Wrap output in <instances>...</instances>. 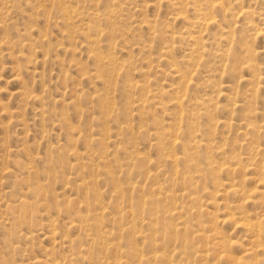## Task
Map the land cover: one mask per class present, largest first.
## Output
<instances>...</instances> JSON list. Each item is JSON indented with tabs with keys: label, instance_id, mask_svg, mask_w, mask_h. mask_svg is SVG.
Instances as JSON below:
<instances>
[{
	"label": "rangeland",
	"instance_id": "obj_1",
	"mask_svg": "<svg viewBox=\"0 0 264 264\" xmlns=\"http://www.w3.org/2000/svg\"><path fill=\"white\" fill-rule=\"evenodd\" d=\"M202 3L0 0V264H137L128 252L170 254L155 264H264V2L243 3L248 16ZM202 17L215 19L205 27ZM177 134L186 148L202 140L188 152L196 171L175 161L184 152L171 145ZM157 184L161 195L149 196ZM246 190H258L242 216L259 221L258 241L237 223ZM169 196L165 207L183 214L171 227L187 229L191 250L163 234L156 210L129 215L143 197L153 208ZM23 209L29 220L12 222ZM159 220L163 242L151 254L141 237Z\"/></svg>",
	"mask_w": 264,
	"mask_h": 264
},
{
	"label": "bare ground",
	"instance_id": "obj_2",
	"mask_svg": "<svg viewBox=\"0 0 264 264\" xmlns=\"http://www.w3.org/2000/svg\"><path fill=\"white\" fill-rule=\"evenodd\" d=\"M184 1V0H183ZM189 2H190V0H188ZM256 0H202V9L201 10H205V11H207L208 13H209V11L210 12H212L213 10H214V7H216V6H219L221 9H223V10H225V9H227V8H234V6H236V7H238V9H240V12L241 13H243L244 15H246V16H248L249 14H250V12H248V11H245V10H247L249 7H247V9H245L244 10V12H242V9H243V3H248V4H250V3H253V2H255ZM259 1H261L262 3L264 2V0H259ZM50 2H51V0H50ZM57 2H58V0H57ZM60 2V1H59ZM173 2H174V0H173ZM187 2V1H186ZM172 3V2H171ZM183 3L184 2H182V7L184 6L183 5ZM192 3V2H191ZM190 3V4H191ZM193 3H194V1H193ZM187 4H188V2H187ZM195 4V3H194ZM194 4H193V6H194ZM175 5V4H174ZM179 5V4H178ZM186 5V4H185ZM250 6V5H249ZM196 7V6H195ZM200 7V6H199ZM198 8V7H197ZM65 9V8H64ZM179 9V8H178ZM235 10V9H234ZM65 11V10H64ZM199 11V10H198ZM229 11H230V9H229ZM228 11V12H229ZM64 13V12H63ZM202 13V12H201ZM226 13V12H225ZM240 13V14H241ZM67 14V13H66ZM236 14V13H235ZM263 14V13H262ZM179 15V14H178ZM180 15H181V13H180ZM204 15H205V13H204ZM231 15V14H230ZM229 15V16H230ZM202 16V15H201ZM200 16V17H201ZM206 16H207V14H206ZM257 16H258V14H257ZM214 17V16H213ZM213 17H208L207 19H203V17H202V22H200L202 25H204L205 27L206 26H208L210 23H213V21H214V19L215 18H213ZM104 18V17H103ZM229 18V17H228ZM233 18V17H232ZM106 20H107V17H106ZM197 20H198V18H197ZM200 21H201V19H200ZM262 21V20H261ZM198 23V22H197ZM222 23V22H221ZM232 24V23H231ZM199 25V24H198ZM211 25V24H210ZM241 25V24H240ZM214 26H215V24H214ZM219 26V25H218ZM249 26V25H248ZM204 27V28H205ZM213 29V28H212ZM185 31V30H184ZM257 31V30H256ZM261 31V30H260ZM259 32V30L255 33V34H257ZM264 33V32H263ZM191 34V33H190ZM202 35V34H201ZM258 35H260L259 33H258ZM263 36V35H262ZM89 37V36H88ZM87 37V38H88ZM212 37V36H211ZM255 37V36H254ZM193 38V40H194V42L195 41H197V39H199V38H197L196 37V39H195V37H192ZM215 40V39H214ZM241 40V39H240ZM201 41V40H200ZM191 42H193V41H191ZM216 42V41H215ZM205 43V42H204ZM214 43V42H213ZM212 44V43H211ZM223 44V43H222ZM245 44V43H244ZM249 45V44H248ZM244 46V45H243ZM246 46V45H245ZM223 47V46H222ZM242 48H244V47H242ZM194 51V50H193ZM245 52H244V55L247 53V54H249V55H252V52L253 51H251V49H250V46L248 47V48H246L245 50H244ZM258 51H260V50H258ZM225 52V51H224ZM228 54L227 55H229V51H226ZM198 54V53H197ZM221 54H223V53H221ZM163 55V54H162ZM218 55V54H217ZM226 55V54H225ZM226 55V56H227ZM247 56V55H246ZM255 56V55H254ZM235 58H237V57H235ZM234 58V60L236 61V59ZM239 59H240V57H238ZM251 58H252V56H251ZM251 58H246V59H244V63H245V65H247L248 63L250 64V62H251ZM204 59V58H203ZM163 60H164V58H163ZM202 60V59H201ZM208 61V60H207ZM235 61H234V63H235ZM209 63V62H208ZM244 65V64H243ZM254 65V64H253ZM203 66V65H202ZM247 67H249V66H247ZM250 67L252 68L253 66L252 65H250ZM177 72V71H176ZM259 74V73H258ZM191 75V74H190ZM193 77V76H192ZM188 81H189V79H188ZM250 81V80H249ZM248 81V82H249ZM247 82V81H246ZM192 83V82H191ZM250 83H252V82H250ZM187 85H189V83L187 84ZM186 85V86H187ZM212 85V84H211ZM248 85V84H247ZM254 86V85H253ZM192 87V86H191ZM190 87V88H191ZM194 87H195V85H194ZM180 89V88H179ZM188 89V88H187ZM252 90V89H251ZM173 91V90H172ZM190 92V91H189ZM258 92V91H257ZM249 93V92H248ZM186 94H187V92H186ZM186 94H183L182 96H184V95H186ZM181 95V94H180ZM221 95H223V94H221ZM177 97V96H176ZM181 97V96H180ZM180 97H178V98H175L174 100H173V98H172V104H171V107L172 108H174V110L175 109H178V110H180L178 113H179V120H181V113H182V108H181V105H182V103H181V98ZM202 97H204V95L202 96ZM183 99V98H182ZM190 100V99H189ZM195 100V99H194ZM208 100V99H207ZM141 102V101H140ZM185 103V102H184ZM212 103V102H211ZM188 104V102L186 103V105ZM204 104V103H203ZM202 104V105H203ZM197 105V104H196ZM206 105V104H205ZM208 106H210L209 104H208ZM205 107V106H204ZM165 108V107H164ZM209 108V107H208ZM244 108V107H243ZM204 109V108H203ZM210 109V108H209ZM212 109V108H211ZM207 110V107H205V113L206 114H204V117L206 116L207 117V120L209 121V122H211V123H213V121H214V119L216 118L215 117V114H214V112H212V111H214V109H212V110ZM217 110V109H216ZM207 111V112H206ZM244 113V112H243ZM221 114V113H220ZM223 114V113H222ZM242 114V113H241ZM193 115V114H192ZM202 116V115H201ZM240 119V118H239ZM217 120V119H216ZM153 121V120H152ZM244 121V120H243ZM215 122V121H214ZM223 123V122H222ZM190 124V123H189ZM246 124V123H245ZM189 126V125H188ZM187 126V129H188V132H190V133H194V131L196 130V126H194V125H192V122H191V127H188ZM254 127V126H253ZM252 127V128H253ZM251 128V130H254V129H252ZM209 131V130H208ZM202 132V131H201ZM207 133V132H206ZM189 134V133H188ZM208 134V133H207ZM193 134H190V136H192ZM251 136V135H250ZM169 138H170V135H169ZM174 138V137H173ZM95 140V139H94ZM181 141V139H180V135H176L175 136V138H174V140L171 142V145L173 146V147H177V146H182L183 147V145L180 143V141ZM208 140V139H207ZM96 141V140H95ZM100 141V140H99ZM169 141H171V140H169ZM201 141L202 140H197V138L195 137V138H192V140H191V143L187 146V148L186 147H183L184 148V152H183V158H178V159H175V161H182V162H186V163H188V164H190L191 166H193V168H194V170L196 171L197 170V164L195 163V162H193V161H191V156H190V154L188 153L189 151H192V150H195L196 148H198L199 147V145H200V143H201ZM205 142H206V140H204ZM203 141V142H204ZM204 142V143H205ZM211 142V141H210ZM101 143V142H100ZM207 143V142H206ZM205 145V144H204ZM254 146V145H253ZM252 148V147H251ZM256 148V147H255ZM218 149V148H217ZM249 149V148H248ZM221 150V149H220ZM251 151V150H250ZM220 154V153H219ZM233 154V153H232ZM239 156V155H238ZM229 157V156H228ZM227 157V158H228ZM260 157V156H259ZM211 157H209L208 159H210ZM236 159V158H235ZM241 159V158H240ZM207 161V160H206ZM227 161V160H226ZM248 161V160H247ZM260 161H261V159H260ZM263 161V160H262ZM139 162V161H138ZM140 162H141V159H140ZM211 163V162H210ZM236 163V162H235ZM208 164V163H207ZM208 165H210V164H208ZM224 165V164H223ZM262 165V164H261ZM254 166V165H253ZM209 167V166H208ZM231 167V166H230ZM230 167H229V169H227V170H225L226 172H229V173H233L235 170L234 169H232V167H231V169H230ZM243 167V166H242ZM261 167V166H260ZM211 168H212V166H211ZM216 168V167H215ZM228 168V167H227ZM17 169V168H16ZM220 169V168H219ZM218 169V171H221V169H223V168H221L220 170ZM239 169V168H238ZM253 169V168H252ZM261 169H262V167H261ZM209 170L212 172V170L209 168ZM209 170H207V171H209ZM215 170V169H214ZM213 170V171H214ZM210 171L208 172V173H210ZM218 171H217V173H218ZM19 172V171H18ZM215 172H216V170H215ZM207 173V174H208ZM216 173V174H217ZM235 173V172H234ZM210 175H211V173H210ZM255 175H257V174H255ZM143 176H145V175H143ZM9 177V176H8ZM7 177V178H8ZM149 177H152L150 180H154L157 176L156 175H154V174H151V176H149ZM210 177V176H209ZM216 177V176H215ZM260 177V176H259ZM258 177V178H259ZM187 178H188V182H190V184H191V182L193 183V181H191L192 180V178L191 177H188L187 176ZM194 178V177H193ZM200 178H202V177H198V179H200ZM217 179V178H216ZM250 179V178H249ZM228 180V179H227ZM167 181V180H166ZM170 181V180H169ZM260 181V180H259ZM197 182H199L198 180H194V186H195V184H197ZM240 182V181H239ZM215 183V182H214ZM218 183H219V181H218ZM192 184V185H193ZM205 184V183H204ZM230 184V183H229ZM14 185V184H13ZM29 185V184H28ZM218 185V184H217ZM15 186V185H14ZM18 186V185H17ZM34 186V185H33ZM36 186V185H35ZM152 186H154V185H152ZM198 186V185H197ZM215 186V185H214ZM233 186V185H232ZM236 186V185H235ZM239 186V185H238ZM31 187V186H30ZM241 186H239V189H241L240 188ZM29 188V187H28ZM33 188V187H32ZM37 188V187H36ZM192 188V187H191ZM206 188V187H205ZM226 188H228V189H231V188H229V187H226ZM244 188V187H243ZM246 189V188H245ZM244 189V190H245ZM254 189V188H253ZM42 190V189H41ZM205 190V189H204ZM235 190V189H234ZM234 190H233V192L232 193H234ZM243 190V189H242ZM244 190H243V192H244ZM225 191V190H224ZM229 191V190H228ZM241 191V190H240ZM239 191V192H240ZM248 190H246L245 191V193L247 192ZM258 191V190H257ZM255 192L254 190L253 191H251L250 190V192L248 191V193H246V195L248 194V196H246V198H244V199H242V201L241 202H239V203H237V207H236V209H235V211H238V214L240 215V217H239V219L237 220V223H239L243 228H244V230L247 232V231H249L250 233H253L254 234V238H256V241H258L259 239H261L260 237H261V235L262 234H260V231H261V229H260V226H259V221H257L258 222V224H255V223H252V222H250L249 220H246V219H243L242 218V216H244L245 215V212H244V209H246V204H248V202L249 203H251L254 199H255V196H256V194L258 193V192ZM34 192L36 193V191L34 190ZM243 192H240V193H243ZM261 192V191H260ZM39 193V192H38ZM37 193V194H38ZM41 193V192H40ZM40 193L38 194V195H40ZM161 193H162V191H161V185H159V184H157L156 186H154V187H152L151 188V190H149V196H160L161 195ZM232 193H230V194H232ZM224 194V193H223ZM236 194V193H235ZM260 194L261 193H259V196H260ZM35 196H36V194H34ZM41 195H42V193H41ZM208 195V194H207ZM243 195H245L244 193H243ZM264 195V194H263ZM263 195H262V197H263ZM34 196V197H35ZM183 196L184 195H182L181 193H180V196H178V197H176L177 198V200H179L180 201V199L181 198H183ZM232 196V195H231ZM38 197V196H37ZM211 197V196H210ZM234 197V196H233ZM237 197V196H236ZM240 197H242V196H240ZM223 198V197H222ZM239 198V197H238ZM263 199H264V197H263ZM176 200V199H175ZM175 200H173L170 196L169 197H166L165 199H163V198H160L158 201L161 203H159V205H158V203H157V205H154L153 206V208H150V206L152 205L151 203H149V199H145L144 197L142 198V200L141 201H139L138 202V204H135L134 203V205L132 204L130 207L131 208H129V210H128V212H129V215H130V217H134V216H136V217H138L140 214H142V213H144L145 211L144 210H148V211H153V210H156V212H158L159 213V216H165L163 219H161V220H164V225L163 226H161V230H162V232H163V234L165 235V236H167L168 235V237L169 236H171L170 238H172L173 236V238H175L176 240H178V242H180V247H184V248H188V249H192L194 246H193V242H192V239H190V236L188 237V235H187V229L186 228H184V227H181V229H179V230H174V226H173V228L171 227V224H170V221H175V220H180L181 219V216L183 215L182 213H181V210L180 209H178L177 208V204L173 207V209L171 210H169V209H167V207H165L166 206V204H168V201H174L175 202ZM260 200H261V198H260ZM225 201V200H224ZM73 202V201H72ZM193 202V201H192ZM226 202H228V201H226ZM196 203V202H195ZM241 203V204H240ZM20 205H21V202L19 203ZM73 204V203H72ZM165 204V205H164ZM172 204V203H171ZM174 204V203H173ZM20 205H18L17 206V208L20 206ZM64 205V204H63ZM67 205H68V203H67ZM70 205V204H69ZM213 205H216V204H213ZM234 205V204H233ZM8 206V205H7ZM6 206V207H7ZM26 206H28L27 204H26ZM217 206V205H216ZM227 205H224V207L225 208H227L226 209V211L228 212V207H226ZM72 207V206H71ZM70 207V208H71ZM218 207V206H217ZM235 207V206H234ZM166 208V209H165ZM196 208H198V207H196ZM200 208V207H199ZM221 208V207H220ZM27 209V208H26ZM213 209V208H212ZM19 210V209H18ZM66 210L67 211H69V209L68 208H66ZM180 210V211H179ZM218 210V209H217ZM225 210V209H224ZM6 211V210H5ZM11 211V210H10ZM27 211H29V210H27ZM65 211V210H64ZM127 211V210H126ZM147 211V212H148ZM186 211V210H185ZM211 211V210H210ZM216 211V210H215ZM7 212V211H6ZM12 212H13V210H12ZM19 212V213H18ZM17 213L18 214H20V216H17V215H15V216H13L12 215V217L13 218H15V219H12V222H13V220H14V223L15 222H19V223H21V222H24L25 221V219H26V217H28V216H26V211H25V209H23L22 211H21V213H20V211H18ZM32 212V211H31ZM66 212V211H65ZM206 212V211H205ZM217 212V211H216ZM231 212V211H230ZM5 213V212H4ZM14 213V212H13ZM68 213V212H67ZM66 213V214H67ZM75 213V212H74ZM183 213H184V211H183ZM247 213V212H246ZM27 214H29V213H27ZM73 214V213H72ZM161 214V215H160ZM211 214H213L212 212H211ZM215 214V213H214ZM128 215V214H127ZM126 215V216H127ZM157 215V214H156ZM167 215V216H166ZM217 215V214H216ZM225 215H226V213H225ZM76 216V215H75ZM158 216V217H159ZM229 221H231V222H234V223H236V221H235V219H234V214H232V213H229ZM35 217V216H34ZM77 217V216H76ZM237 217V216H236ZM11 218V217H10ZM72 218V217H71ZM139 218H141V221L143 220V217H139ZM214 219H215V216L213 217ZM217 218V217H216ZM245 218V217H244ZM76 219V218H75ZM125 219V215L123 214L122 216H121V218H119V219H117L116 220V223H120L121 221H123ZM248 219H250V218H248ZM256 219H258V218H256ZM28 220H29V217H28ZM35 219H33V221H34ZM76 220H78V219H76ZM140 220V219H139ZM161 220H159V221H157L156 223H154L152 226H154L153 228H150L149 229V231H148V233H146L144 236H142L141 237V239H143V241H142V243H143V247H145V248H148L149 249V253H155V251H157V244L159 245V247H160V244L159 243H162L163 242V238H162V236H161V234H159V229L158 228H156V225H157V223L158 224H160V221ZM216 220V219H215ZM217 220H218V218H217ZM259 220V219H258ZM144 221V220H143ZM210 221V220H209ZM228 221V220H227ZM228 221V222H229ZM29 222V221H28ZM150 222V221H149ZM149 222H147V224L149 223ZM153 222H154V220H153ZM200 222V221H199ZM198 221H197V223L198 224H200ZM220 222H223V221H220ZM254 222H256V221H254ZM184 224H185V222H183ZM216 223V222H215ZM234 223L232 224V225H234ZM236 223V224H237ZM2 224V223H1ZM129 223H127V225H128ZM146 224V223H145ZM146 224V225H147ZM189 224V223H188ZM187 224V225H188ZM192 224V223H191ZM92 225V224H91ZM150 225V224H149ZM161 225V224H160ZM183 225V224H182ZM203 226H205L204 224H202ZM221 225H222V223H221ZM185 226V225H184ZM192 226V225H191ZM201 226V225H200ZM202 226V227H203ZM209 226V225H208ZM93 227H94V231H95V233L97 234V232L96 231H100L99 230V227L97 226V225H93ZM130 227V226H129ZM151 227V226H150ZM176 227V226H175ZM189 226H187V228H188ZM193 227V226H192ZM207 227V226H206ZM211 227V226H210ZM214 227L215 226H213L212 228H213V230H214ZM11 228H12V226H11ZM127 228V227H126ZM191 228V227H190ZM221 228V227H220ZM192 229V228H191ZM204 229V227L201 229V230H203ZM263 229V228H262ZM9 230V229H8ZM196 230V229H195ZM204 230H206V229H204ZM123 231H127L126 229L125 230H123ZM136 232V234H137V231H135ZM140 232V231H139ZM199 232V231H198ZM202 232V231H201ZM200 232V233H201ZM204 232V231H203ZM131 233H134V231L133 232H131ZM190 233V232H189ZM197 233V232H196ZM207 233V232H206ZM223 233V232H222ZM102 234V233H101ZM126 234H127V232H126ZM138 235V234H137ZM190 235V234H189ZM200 235H202V234H200ZM209 235V234H208ZM10 236V235H9ZM191 236H192V234H191ZM212 236V235H211ZM100 237V236H99ZM135 237L137 238V236L135 235ZM199 237H202V236H199ZM209 237V236H208ZM223 237V236H222ZM101 238V237H100ZM195 239V238H194ZM193 239V240H194ZM204 239V238H203ZM217 239V238H216ZM252 239V238H251ZM258 239V240H257ZM134 240V239H133ZM140 240V239H139ZM138 240V241H139ZM197 240V239H196ZM201 240V239H200ZM98 241H99V238H98ZM103 241V240H102ZM195 241V240H194ZM216 241V240H215ZM219 241V240H218ZM222 241V240H221ZM254 241V240H253ZM100 242V241H99ZM104 242V241H103ZM102 242V243H103ZM202 242V241H201ZM209 242V241H208ZM255 242V241H254ZM95 243V242H94ZM131 243V242H130ZM195 243H196V241H195ZM194 243V244H195ZM101 244V243H100ZM134 244V243H133ZM179 244V243H178ZM218 245L220 244V245H222L221 243H217ZM258 244V243H257ZM202 245V244H201ZM220 245H219V247H220ZM224 245H225V243H224ZM224 245H222V247L224 246ZM101 246H102V244H101ZM100 246V247H101ZM204 246H205V244H204ZM134 247V246H133ZM159 247H158V250H159ZM215 247H217L216 245H215ZM197 248V247H196ZM214 248V247H213ZM212 248V249H213ZM221 248V247H220ZM111 249V248H110ZM168 249H169V247H168ZM168 249H166V253L165 254H167V250ZM161 250V249H160ZM159 250V251H160ZM169 250H173L172 248L171 249H169ZM168 250V252H170ZM200 250V249H199ZM215 250V249H214ZM187 251V250H186ZM225 251V250H224ZM97 252V251H96ZM101 252H103V251H101ZM164 252V251H163ZM184 252V251H183ZM197 252V251H196ZM228 252V251H227ZM254 252V251H253ZM253 252H250L251 254L253 253ZM107 253L109 254H111V255H114V254H117L118 253V249H116V248H112L111 250H107ZM143 253V252H142ZM224 253V252H223ZM102 254V253H101ZM119 254H120V252H119ZM125 254V253H124ZM128 255H127V257L130 259V261L131 262H136L137 264H155L156 263V260H168V259H170V254H169V256L167 255V256H165V255H162L161 257H159L156 253L154 254V256H152V257H150V258H146L147 256L144 254H138V253H133V252H128L127 253ZM158 254H159V252H158ZM164 254V253H163ZM175 254H176V252H175ZM191 254V251H190V253H189V255ZM172 255V254H171ZM188 255V256H189ZM187 256V255H186ZM197 256H200L199 254L197 255ZM88 257V256H87ZM91 257V256H90ZM103 257V256H102ZM115 257V256H114ZM178 257H179V255H178ZM227 257V256H226ZM257 257V256H256ZM125 258V257H124ZM224 258H225V256H224ZM251 258H253V257H251ZM255 258V257H254ZM262 258V257H261ZM173 259H174V257H173ZM187 259V258H186ZM70 260V259H69ZM68 260V261H69ZM171 260V259H170ZM187 260H189V259H187ZM187 260H186V262H187ZM174 261V260H173ZM251 261V260H250ZM71 262V261H70ZM70 262H68V263H70ZM160 262V261H159ZM170 262H172V260L170 261ZM67 263V261H65V264ZM120 263V262H119ZM119 263H117V264H119ZM122 263V262H121ZM158 263V262H157ZM167 263H169L168 261H167ZM60 264V263H59ZM110 264H112L111 262H110ZM126 264H127V262H126ZM252 264V263H251Z\"/></svg>",
	"mask_w": 264,
	"mask_h": 264
}]
</instances>
